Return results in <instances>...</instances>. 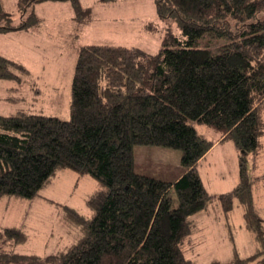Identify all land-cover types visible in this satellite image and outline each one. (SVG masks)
Here are the masks:
<instances>
[{"label":"trees","instance_id":"trees-1","mask_svg":"<svg viewBox=\"0 0 264 264\" xmlns=\"http://www.w3.org/2000/svg\"><path fill=\"white\" fill-rule=\"evenodd\" d=\"M47 0H19L23 13ZM75 18L89 8L69 0ZM110 2L115 0H101ZM161 18H176L156 53L137 47L86 44L78 49L70 86L68 119L17 111L0 115V197L32 198L56 172L89 175L95 188L89 216L64 207L60 217L78 239L43 257L1 250L0 264H191L190 216L214 197L228 212L238 199L261 248L235 264H264V223L253 205L248 162L264 135V0H155ZM0 31L37 24L34 13L11 25L0 0ZM21 65L0 55V78ZM192 121L233 141L239 181L217 196L206 192L197 171L213 144ZM181 151L178 164L134 162V146ZM173 189L177 205L169 191ZM3 236L25 242L21 227ZM260 257V258H259ZM259 258V260L257 259ZM207 264H220L210 261Z\"/></svg>","mask_w":264,"mask_h":264},{"label":"rangeland","instance_id":"rangeland-1","mask_svg":"<svg viewBox=\"0 0 264 264\" xmlns=\"http://www.w3.org/2000/svg\"><path fill=\"white\" fill-rule=\"evenodd\" d=\"M19 0H1L2 7L11 19L10 23L18 25L21 17L26 18L34 13L38 22L34 28L42 27V32L24 35L20 31H0V53L8 60L16 62L26 69L9 67L13 78H0V115H10L17 111L32 114L57 116L61 119L69 117L70 84L78 49L86 44L115 45L137 47L148 53H156L167 30L178 33L179 27L175 17L161 18L156 9L155 0H79L89 6L90 18L84 21L72 19V11L64 10L62 1H43L35 3L23 13L18 8ZM59 2V3H55ZM70 4L69 1H67ZM61 10H45L48 7ZM1 24H7L5 18ZM75 33V34H74ZM45 36L49 40L45 39ZM51 39V40H50ZM31 47L28 49L25 46ZM197 132L208 139L220 135L203 123L192 121ZM226 140L221 158L213 153L203 164L200 177L210 195L217 196L232 190L239 181L238 155L233 141ZM262 149L256 158L248 162V173L251 178L264 171V135L261 138ZM226 144H229L226 145ZM134 162H157L178 164L181 151L163 146H134ZM95 188V181L89 175H78L74 171L64 169L56 174L32 198L3 195L0 198V252L15 250L22 253L45 255L64 250L78 239L76 229L64 224L60 217L64 207L74 208L79 214L90 215L86 200ZM257 185L253 190L257 195ZM173 206L177 205L176 196L171 189ZM208 209L191 215L195 227H199V215L207 217V223L222 222L218 217L225 213L221 204L213 198ZM236 204V202H235ZM236 209V208H235ZM237 215V213L235 214ZM237 217V216H236ZM7 227H21L27 234L24 243L14 246L13 241L2 233ZM224 229L216 228L211 234L196 230L197 247L185 246V256L191 264H207L218 256L228 261L231 242L223 236ZM237 248L244 250L253 244L252 233L244 228H237L232 234ZM214 252L217 254L215 255ZM212 253V254H210ZM215 255V256H212ZM247 257L248 254H244ZM260 258V257H259ZM259 258H257L259 260ZM227 259V260H226ZM222 262L220 264H235ZM253 260L250 264H255Z\"/></svg>","mask_w":264,"mask_h":264},{"label":"crops","instance_id":"crops-1","mask_svg":"<svg viewBox=\"0 0 264 264\" xmlns=\"http://www.w3.org/2000/svg\"><path fill=\"white\" fill-rule=\"evenodd\" d=\"M49 1H62L65 4L64 10H70V11L74 12V9H73L71 2L69 0H49ZM67 1H69L70 4H68ZM55 3H59V2H55ZM81 6L83 8H89V10H92L89 6H87L85 4H81ZM45 10H61V9H58V8L52 6V7L45 8ZM72 19H73V21L76 19L75 13H72ZM88 19H86V20H88ZM17 24H19V23H17ZM11 25H14V23L13 24L11 23ZM34 27H29L26 29H12V30H8V31H20V32L24 33V35H29V34L33 35L34 32H37V33L42 32L41 26H38L37 28H34ZM5 32H7V31H5ZM45 39L49 40V38H47L46 36H45ZM25 47L29 49L31 47V45L25 46ZM0 55H2V53H0ZM70 86H71V84H70ZM212 141H213V144L210 147V149L199 159V161L197 163L196 168H197L199 176H200L201 169L202 168L205 169V167H203V164L200 167L198 166L202 162V160H204V159L207 160L208 157H210L213 153H216V156H215L216 158H221V153L224 149L223 147L225 146V145H222L221 143H225L226 140H224L221 136L216 135L212 139ZM226 145L229 146V144H226ZM234 149L236 150V154L238 155V150L236 149L235 146H234ZM157 162L159 163V161H157ZM60 171H63V170H60ZM253 182H254L253 186H252L253 205H254L255 210L257 211L258 215L260 216V218L263 220V223H264V179H262V178L257 179V180H254ZM254 185H257V189H255V190H258L257 195H255L254 190H253ZM205 190H207V189L205 188ZM206 192L208 194L210 193L209 191H206ZM235 202H236V204H235ZM210 204H211V202L207 205L206 208L203 209V211L205 209H208V207H210L209 206ZM244 211H245L244 206L242 205V203H240V201L238 199H236L233 201V206H232L231 210L228 212L224 211L226 217L224 218L222 215H220L218 217V219H220L222 222H219V220H218V224H216V225L212 221L210 223H207V221H210V220L209 219L207 220V217L204 214L206 212L200 213L201 215L198 214L199 219H200V225H201L199 227H195V225H194L195 222H193V220L190 218L191 222H192V231H191V235H190V242L187 244L188 247H191L193 249L195 247H197V242L195 240V239H197L196 230H198L199 232L201 231L205 234H208V232L212 234L216 230V228H222V229H224V233H225L223 236H228V238L230 240L229 242H231L230 252L225 250L222 253V254H228L227 255V256H229L227 258L228 261H223L218 256H215V255H217L215 252H214L215 255H212V256H215V257H213L212 261H219L220 263H222V262L228 263V262H233V260H236L238 258H246L243 256L244 254H248V256L255 254L256 252H258L260 250L261 245H260L259 241L257 240L255 233L247 227L245 219H244ZM236 213H237V215H235ZM195 214H197V213H195ZM237 228H244L245 230L252 233L253 244L251 246V249H250L249 245H247L244 250H240L239 248L236 247L237 242H234L233 240H236L237 237L234 239L232 234L236 232ZM210 254H212V253H210Z\"/></svg>","mask_w":264,"mask_h":264}]
</instances>
